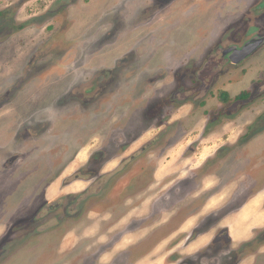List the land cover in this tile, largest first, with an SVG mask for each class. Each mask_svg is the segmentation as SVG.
Segmentation results:
<instances>
[{
    "label": "rangeland",
    "instance_id": "374dc122",
    "mask_svg": "<svg viewBox=\"0 0 264 264\" xmlns=\"http://www.w3.org/2000/svg\"><path fill=\"white\" fill-rule=\"evenodd\" d=\"M258 1L0 0V264H264Z\"/></svg>",
    "mask_w": 264,
    "mask_h": 264
},
{
    "label": "flooded vegetation",
    "instance_id": "af4514ba",
    "mask_svg": "<svg viewBox=\"0 0 264 264\" xmlns=\"http://www.w3.org/2000/svg\"><path fill=\"white\" fill-rule=\"evenodd\" d=\"M255 28H257V29H252L251 30V28L249 27V29H248V31H247V33L248 34H250V36H248L249 38L248 39H246L242 44H236V43H234V44H231V45H229V46H227V47H222L221 45L218 47V50H220L221 52H222V54H221V56H222V60H224V61H227L226 63H229L231 66H233V67H235V66H237V64H239V63H235L234 61L236 60V59H238L239 58V55L237 54V53H235V51L234 50H231V51H229V49L232 47L233 48V46H236L237 48H239V49H241L249 40H251L253 37H255V36H261L262 37V42H261V44L259 45V46H257V48L251 53V54H249V56H247L245 59H247L248 57H250L257 49H258V47H262L263 45H264V35H261L260 34V32H259V30H260V27L259 26H256L255 25ZM258 30V31H257ZM251 31V32H250ZM223 40V39H222ZM256 41H258V40H256ZM222 42V41H221ZM244 59V60H245ZM241 63V62H240ZM247 98H245V99H239V100H246ZM82 199H84V198H82ZM82 199L80 200V201H82ZM59 203H56V205H58ZM52 206V207H51ZM55 206V204H51V205H49V208H53ZM78 204H75L74 206L72 205V204H70L68 207H67V210H68V213L69 214H73L77 209H78ZM68 214V215H69ZM71 229V228H70ZM42 234V233H41ZM44 234H46V232L44 233ZM43 235V234H42ZM42 237V236H41ZM262 245V244H261ZM260 245V246H261ZM238 264V263H237Z\"/></svg>",
    "mask_w": 264,
    "mask_h": 264
},
{
    "label": "water",
    "instance_id": "95a60500",
    "mask_svg": "<svg viewBox=\"0 0 264 264\" xmlns=\"http://www.w3.org/2000/svg\"><path fill=\"white\" fill-rule=\"evenodd\" d=\"M252 29H257L255 27L251 28ZM262 37L261 36H255L251 40H249L241 49L237 48L236 46H233L229 49V51L234 50L235 53L239 55V58L236 59L234 62L235 63H240L242 62L249 54H251L257 46H259L262 42ZM258 40V41H256Z\"/></svg>",
    "mask_w": 264,
    "mask_h": 264
},
{
    "label": "crops",
    "instance_id": "0c3cea01",
    "mask_svg": "<svg viewBox=\"0 0 264 264\" xmlns=\"http://www.w3.org/2000/svg\"><path fill=\"white\" fill-rule=\"evenodd\" d=\"M257 5V6H256ZM254 6V8H252L254 11H256V10H264V0H259L258 2H256V3H254L253 5H251V7H253ZM249 58V57H248ZM247 58V59H248ZM247 59H245V60H243L241 63H243V62H245ZM241 63H239V64H237V66H239ZM226 92V91H225ZM240 93H242V92H240ZM239 93V94H240ZM236 96H238V94L236 95ZM261 216H263L264 217V211H263V213H262V215ZM263 220V219H262ZM264 221V220H263ZM260 226V225H259ZM230 235H231V233H230ZM233 240V239H232ZM262 247V248H261ZM261 251H263L264 252V244L263 245H261ZM255 255L256 254H254V256H253V259H255L256 257H255ZM242 261V260H241ZM239 262L238 264H240V263H242V262Z\"/></svg>",
    "mask_w": 264,
    "mask_h": 264
},
{
    "label": "trees",
    "instance_id": "16d2710c",
    "mask_svg": "<svg viewBox=\"0 0 264 264\" xmlns=\"http://www.w3.org/2000/svg\"><path fill=\"white\" fill-rule=\"evenodd\" d=\"M249 95H250V91H244V92L240 93L238 96H236L235 98L237 100H239V99H245V98H248ZM219 98L223 102H227V101L230 100L229 94L227 92H225V91H220Z\"/></svg>",
    "mask_w": 264,
    "mask_h": 264
}]
</instances>
